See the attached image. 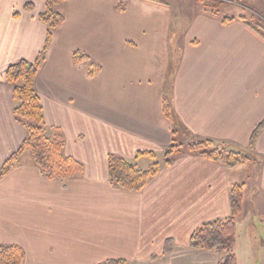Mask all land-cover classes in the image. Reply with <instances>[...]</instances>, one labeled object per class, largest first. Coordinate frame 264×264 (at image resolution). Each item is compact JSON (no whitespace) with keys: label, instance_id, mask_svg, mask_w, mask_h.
Masks as SVG:
<instances>
[{"label":"crops","instance_id":"1","mask_svg":"<svg viewBox=\"0 0 264 264\" xmlns=\"http://www.w3.org/2000/svg\"><path fill=\"white\" fill-rule=\"evenodd\" d=\"M31 1L28 11L27 0H0V171L26 138L5 73L35 62L47 36L39 20L46 4ZM224 1L241 13L199 12L183 29L165 2L66 0L58 7L64 22L36 90L46 126L62 132L65 155L84 173L49 180L24 153L0 178V245L19 246L23 264H219L217 253L190 247L193 232L230 216L236 184H245L237 234L248 187L264 207V129L249 148L264 122V39L246 24L264 26V0ZM78 51L100 66L97 77L88 76L89 63L75 64ZM205 140L248 153L252 162L228 170L187 149ZM173 146L181 149L167 166ZM111 154L161 168L143 191H126L110 184ZM255 212L254 205L249 222ZM235 252L243 264L236 245Z\"/></svg>","mask_w":264,"mask_h":264},{"label":"trees","instance_id":"2","mask_svg":"<svg viewBox=\"0 0 264 264\" xmlns=\"http://www.w3.org/2000/svg\"><path fill=\"white\" fill-rule=\"evenodd\" d=\"M162 3L160 0H149ZM240 1V0H237ZM46 10L39 16V20L47 26L45 46L33 63L21 61L10 66L6 73V81L14 86L15 108L14 118L26 128V138L21 148L3 166L0 178L4 177L15 166L18 159L30 151L35 164L39 167L43 177L49 180H68L79 177L84 173V165L75 158L64 153L65 140L58 129L48 128L44 122L43 105L36 90L38 73L46 61L52 41L53 32L63 24L64 16L57 10L66 0H44ZM25 9L33 10V2L27 0ZM210 14L218 16L217 6H211ZM207 12V10H206ZM231 19H224L228 23ZM255 33L264 39L262 24L246 23ZM75 64L89 63L90 78L97 77L101 68L92 63L90 58L76 52L73 56ZM164 114L168 120H173V113L168 101L164 103ZM264 129V122L254 132L249 148L253 150L258 134ZM181 146H173L165 153L164 164L171 165ZM187 149L204 158L222 163L226 169L233 170L239 166L252 162L248 153L237 151L230 147L218 145L212 141H196ZM149 156L154 159L153 154ZM161 164L154 162L147 169H142L123 157L109 155L108 177L113 187L130 192L143 191L151 178L160 171ZM245 184H236L230 192L231 214L226 219L207 222L197 228L191 238L190 247L196 250L212 251L220 256L219 264H239L235 252L237 236V218L242 214ZM24 252L19 246L0 245V264H23ZM104 264H126L125 261H108Z\"/></svg>","mask_w":264,"mask_h":264},{"label":"rangeland","instance_id":"3","mask_svg":"<svg viewBox=\"0 0 264 264\" xmlns=\"http://www.w3.org/2000/svg\"><path fill=\"white\" fill-rule=\"evenodd\" d=\"M128 0H118L120 3H128ZM169 4L174 12V24L185 28L191 17L197 13L211 9L214 4L217 6L218 15L221 16H238L241 9L226 3L224 0H160ZM237 3H245L246 0H234ZM227 5L222 7V5ZM229 8V10L227 9ZM176 26L172 32V41L175 45ZM179 28V29H180ZM182 28V29H183ZM179 142H185L186 139H178ZM187 146V145H186ZM159 160V159H158ZM251 188L248 187L245 195V215L240 219L238 225V234L236 236V249L243 264H264V207L261 203H254V197ZM255 205L254 217L249 222L248 214Z\"/></svg>","mask_w":264,"mask_h":264}]
</instances>
